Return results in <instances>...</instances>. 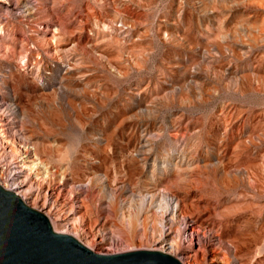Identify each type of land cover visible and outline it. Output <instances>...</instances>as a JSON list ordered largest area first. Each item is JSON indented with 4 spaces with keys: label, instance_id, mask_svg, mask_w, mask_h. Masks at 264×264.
Returning a JSON list of instances; mask_svg holds the SVG:
<instances>
[{
    "label": "rangeland",
    "instance_id": "obj_1",
    "mask_svg": "<svg viewBox=\"0 0 264 264\" xmlns=\"http://www.w3.org/2000/svg\"><path fill=\"white\" fill-rule=\"evenodd\" d=\"M0 74L68 192L173 188L209 223L187 264H264V0H0Z\"/></svg>",
    "mask_w": 264,
    "mask_h": 264
},
{
    "label": "bare ground",
    "instance_id": "obj_2",
    "mask_svg": "<svg viewBox=\"0 0 264 264\" xmlns=\"http://www.w3.org/2000/svg\"><path fill=\"white\" fill-rule=\"evenodd\" d=\"M4 77L6 75L0 74V83L7 85ZM18 93V88L10 87L5 103L0 104V186L20 197L35 211L41 204L38 212L49 220L56 234L75 239L96 255L116 256L148 251L168 255L187 264V258L178 256L183 236L189 229L205 232L209 225L206 220L194 218L189 213L191 207L187 205V199L173 188L160 190L151 182L142 183L138 194L129 185L114 189L110 184L109 170L103 181L96 174L88 181L90 191L96 189L101 195L100 200L89 194L86 202L73 188H68V192L67 176L60 171H52L39 158L32 138L15 130L17 121H23L26 116L24 108L17 103ZM9 155L11 161H8ZM177 164H170L174 174L177 173ZM13 167L20 170L14 178L8 174ZM21 174H26L32 181L37 193L33 188L26 190L24 182H16L15 178ZM46 188L47 193L43 196L42 191ZM174 188L180 190L176 184ZM103 199L108 201L112 217H107L105 224L99 227L98 220L93 221V218H100ZM225 258L226 255L222 259Z\"/></svg>",
    "mask_w": 264,
    "mask_h": 264
},
{
    "label": "water",
    "instance_id": "obj_3",
    "mask_svg": "<svg viewBox=\"0 0 264 264\" xmlns=\"http://www.w3.org/2000/svg\"><path fill=\"white\" fill-rule=\"evenodd\" d=\"M0 264H182L168 255L140 251L99 256L0 186Z\"/></svg>",
    "mask_w": 264,
    "mask_h": 264
}]
</instances>
